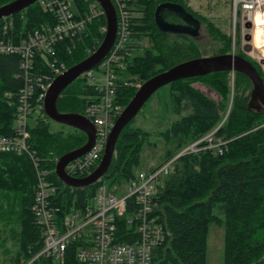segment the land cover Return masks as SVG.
Listing matches in <instances>:
<instances>
[{"label":"trees","instance_id":"16d2710c","mask_svg":"<svg viewBox=\"0 0 264 264\" xmlns=\"http://www.w3.org/2000/svg\"><path fill=\"white\" fill-rule=\"evenodd\" d=\"M8 1L12 0H0V5ZM163 1L179 2L197 18L201 17L185 0L130 1L135 39L132 46L137 48V53L128 63L127 73L130 76L139 75L146 80L178 62L199 56L198 37L163 32L156 25L155 9ZM163 15L170 21H181L171 11H165ZM12 18L15 23L12 33L18 38L19 33H27L48 21L49 13L43 11L35 2ZM4 21L0 20V30ZM102 23H105V18L91 25L90 33L84 36L71 56L62 54L69 66L89 55L86 47L93 44L94 38L100 37L98 27ZM93 36L95 37L92 39ZM146 38L150 42L147 47ZM139 40H143L144 44L140 45ZM45 61L44 55H37L38 64L42 65ZM252 63L264 80L259 64L255 61ZM35 70L38 72L40 68ZM21 73L20 56L0 53L2 135H11L14 132L15 106L9 104L5 93H16L19 90L23 84ZM236 73L248 80V86L240 84L237 92H234L224 121L223 113L226 112L230 99L231 72H212L169 83L181 84L174 100L178 116L164 132L165 138L175 140V144L167 150L162 161L152 168L213 129L217 128L216 135L226 138L228 142L222 154L213 149H204L198 153L179 156L175 162V172L162 179L157 192V213L164 224L166 240L154 249L151 264H207L208 234L212 222L224 227V264H264V109L250 106L252 90H246L251 87V81L244 74ZM191 78L207 79L219 91L222 101L217 102L191 87L187 83ZM94 92L93 88H87L81 83V78H78L62 92L57 102L58 108L63 112L83 113L87 95ZM135 92L136 88L133 87L121 88V103L126 106ZM72 129L70 136L65 138L62 133L50 130L48 116L33 118L29 124V142L43 157H60L87 140L83 131L74 127ZM149 136L150 132L140 127H131L130 123L123 129L117 141L116 154L105 175L106 182H127L137 173L141 162L140 153ZM50 148H57L58 151H50ZM51 167H54L53 161ZM52 170L53 177L60 185L53 200L59 201L62 214L70 211L72 207H84L94 196L98 183L83 188H71L64 186L55 175L54 168ZM35 183V169L27 154L0 152V188L17 189L20 193L17 264L28 262L43 248L42 229L32 210ZM131 211L132 206L128 201L127 212L117 221L119 240H131L128 236V232L134 230V225L128 223ZM77 245V242H73L68 246L64 262L41 256L33 263L81 264L76 257Z\"/></svg>","mask_w":264,"mask_h":264},{"label":"built area","instance_id":"2783aa9c","mask_svg":"<svg viewBox=\"0 0 264 264\" xmlns=\"http://www.w3.org/2000/svg\"><path fill=\"white\" fill-rule=\"evenodd\" d=\"M111 1L117 14L115 41L102 61L79 77L84 86L95 90L87 95L82 114L94 123L96 141L89 151L67 163L65 169L74 177L88 175L99 164L111 130L125 108L119 99L120 89H137L140 86L127 73L129 61L137 53V48L132 46L135 40L129 5L132 0ZM231 1L234 28L236 30V24L239 25L243 47L250 45L251 50L257 51L254 57L264 73V44L258 46L254 39L258 27L264 31V0ZM36 2L49 13L48 21L27 33H19L15 38L12 33L15 23L10 16L4 18L0 30V53L20 56L23 77V84L16 93H5L9 104L15 106L14 132L11 135L0 134V152L25 153L32 160L36 173L32 210L43 236V248L25 264H34V260L41 256L64 262L67 248L73 242L78 243L76 257L81 264H151L154 249L166 240L165 227L157 213V192L162 179L175 172L179 156L204 149L222 154L228 140L217 136L213 130L187 144L160 165L138 170L127 182L109 184L104 176L94 183H98L96 192L84 207H72L62 214L59 201L53 200L60 185L53 177L52 169L56 175L55 166L60 157L51 155L45 158L38 153L29 142V124L33 118L47 117L44 109L47 90L52 81L70 67L62 54L71 56L84 36L90 33L91 25L105 18V23L98 27L102 38H94L93 44L86 47L89 55L92 54L105 37L107 21L98 0ZM258 16L262 19L260 23ZM138 43L143 45L144 41L139 40ZM38 54L46 59L42 65L36 62ZM37 68L40 71L37 72ZM231 73L234 81L235 72ZM49 160L54 162L53 168L46 163ZM128 201L132 206L128 223L134 225V230L128 232L131 240L123 241L118 239L117 221L127 212Z\"/></svg>","mask_w":264,"mask_h":264},{"label":"water","instance_id":"95a60500","mask_svg":"<svg viewBox=\"0 0 264 264\" xmlns=\"http://www.w3.org/2000/svg\"><path fill=\"white\" fill-rule=\"evenodd\" d=\"M36 1L37 0H12L0 5V20L15 15ZM98 1L105 10L107 21V31L101 45L92 54L59 74L52 81L45 97L44 109L50 119L77 128L83 131L87 136V140L83 145L64 153L56 163V175L64 184L70 187L83 188L94 184L104 177L112 164L116 153L117 141L123 129L134 119L143 105L157 90L173 81L202 76L212 72H239L246 75L253 85L250 106L257 109H264L263 77L253 63L245 56L236 53H224L197 56L178 62L154 74L145 80L136 90L135 94L116 120L97 167L84 177L69 175L65 169L67 163L85 154L93 147L96 141V128L94 123L82 113L60 111L57 105L58 99L62 92L71 83L77 80L84 71L97 66L102 61L111 49L117 34V14L112 1ZM165 11L175 13L181 21L174 22L166 19L163 15ZM155 22L158 28L163 32L186 34L192 37H198L200 34L201 21L179 2H160L155 9ZM249 37L250 36H248V38ZM250 50L251 46L247 45L245 51L249 52Z\"/></svg>","mask_w":264,"mask_h":264},{"label":"rangeland","instance_id":"374dc122","mask_svg":"<svg viewBox=\"0 0 264 264\" xmlns=\"http://www.w3.org/2000/svg\"><path fill=\"white\" fill-rule=\"evenodd\" d=\"M187 4L201 15V19L199 18L201 21V29L197 39L199 56L236 53L241 55L244 54L243 56L251 62H257L254 57L257 55V51L251 50L246 52L245 47L242 45L243 37L240 34L239 25L236 24V30L234 28V8L231 0H187ZM239 13L240 10L238 9V17ZM94 37L95 36H93L92 39ZM145 41L146 47L149 46V40L146 38ZM235 73L234 81L231 78L232 73L230 75V99L227 110L223 113V121L226 119L231 107L234 92H237V88L240 84H248V80L244 79L245 77ZM132 77L135 78L139 85L145 81V79L139 75H133ZM187 83L215 101H222V96L219 91L210 84L207 79L191 78ZM180 85L179 83L167 84L161 87L147 100L141 110L130 122L131 127H140L150 132V136L147 138L140 153L141 162L138 170L150 169L160 163L167 153V150L172 148L175 144V140H167L165 138L164 132H166L172 124V121L178 116L174 100L175 95L179 93L178 87H180ZM252 88L253 85L248 87L246 92L250 89L252 90ZM72 128L69 125L50 119V130L54 133H62L65 138L70 136L69 133L73 131ZM213 130H217V128ZM51 150L58 151L57 148H50V151ZM44 157L47 158L46 156ZM46 163L49 166L52 164L50 160L49 162L46 161ZM124 182V180H121L119 183L122 184ZM20 203L19 190L0 188V264H17L16 256L20 241ZM224 233L223 225L215 222L210 224L207 264H224ZM20 264H25V262L22 261Z\"/></svg>","mask_w":264,"mask_h":264},{"label":"bare ground","instance_id":"6f19581e","mask_svg":"<svg viewBox=\"0 0 264 264\" xmlns=\"http://www.w3.org/2000/svg\"><path fill=\"white\" fill-rule=\"evenodd\" d=\"M261 20L262 19L258 16L257 17V21L260 23ZM254 39H255L256 45L260 46V45H263L264 44V31L260 27H258L255 30Z\"/></svg>","mask_w":264,"mask_h":264}]
</instances>
